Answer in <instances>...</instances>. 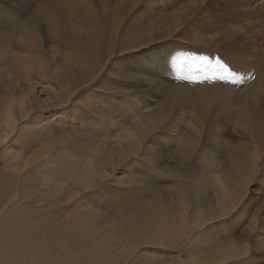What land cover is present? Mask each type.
Returning <instances> with one entry per match:
<instances>
[{
  "label": "bare ground",
  "instance_id": "obj_1",
  "mask_svg": "<svg viewBox=\"0 0 264 264\" xmlns=\"http://www.w3.org/2000/svg\"><path fill=\"white\" fill-rule=\"evenodd\" d=\"M12 1L20 2L21 0H1L2 3H11ZM23 1L27 13L22 15L26 16L27 21L25 24L22 23V27L26 35L17 40L20 43L17 48L19 55L13 61L12 68L19 72V77L22 78L21 83L32 94L36 84L32 83L33 78L39 79L51 75L52 80L62 84L76 73L80 61L83 62L79 65L81 76L90 77L91 81L95 80L103 72L104 66L100 67L97 60L90 61V55L102 47L109 52L102 59L103 65H106L113 57L117 58L112 54L113 50L121 55L127 50H134L133 60L130 59L132 64L128 66V71L136 76L131 83L135 82V87L140 90L139 92L144 94L150 92L152 97L154 95L161 96L163 100L170 103V132L172 133H170V139L167 131L164 136H167V139L170 140L169 143H174V146H185L182 149L180 146L181 161L189 158L192 148L187 145L188 142L182 144V137L187 135L184 125H186V129H197L198 132L205 127L210 129L209 133L212 132L213 137L222 139L225 135L224 126L218 127L220 124L218 118L224 114L225 117L231 116V119L245 133L251 134L254 140L257 141L264 135V119L261 118V122L255 119L253 107L248 102H243V98L251 95H255L257 100L260 95L263 97L264 83H259V92L253 93V84H250L248 79L239 78L241 73L236 70L240 63L248 57L247 62L252 59L261 60V70H264V0H234L220 10L216 8L218 10L212 15L219 23H212L213 26H208L207 31L218 30V37L210 38V42L208 41L209 43L203 46H172L170 48V64L164 61L165 59H161V62L153 60L155 57H151V55L158 48L157 46L150 48V52H142L144 45L146 46L157 39L154 33L157 28H153L154 24L150 23L156 15H160L155 12V0H118L108 12L105 11L103 3L98 0ZM96 1L99 3L97 4ZM20 4L23 5V3H13V8H19ZM135 6L139 8H137L139 14L134 10ZM208 7L213 10L216 5L209 4ZM94 10L101 15H98ZM2 11L4 15H8L5 9L1 10V13ZM39 11H43V15L36 16L35 14ZM132 14V19L124 23L123 20L130 18ZM22 15L18 17H22ZM101 18L105 21V28L102 27ZM77 19L80 20V23ZM202 32L205 31L202 30ZM37 37H40L41 40H37ZM41 41L59 44L65 50L75 51L76 58L72 61L76 66L74 63L68 64L61 61V65H55L51 73L48 68L44 69L42 64H38L35 60L43 53L39 48ZM102 44L104 46H101ZM197 48L205 50H200L202 52L198 54ZM232 51L239 52L237 59L227 58V54ZM248 52L252 56H248ZM59 53L60 51H57L56 55L58 56ZM3 54L0 49V63L7 58ZM213 55L220 59H229V64L233 68V76H235V79L229 77L227 80H216L219 86L215 90L206 87L208 79H205V76H210L208 73L211 70L209 72L207 66L199 60L192 59V57H211ZM216 60L210 61L208 58V61L213 64ZM53 63L55 64V62ZM84 63L87 64L86 67L82 66ZM88 84L81 86L79 81L67 91V97L61 100L59 99L61 95H58L53 89L41 88L46 93V100L41 102L39 98L43 105L42 107L38 106L39 113L40 111L43 113L55 112L56 109L61 111L68 103V98L72 93ZM20 85V83H16L15 89L19 90ZM12 89H5L6 95L4 96L7 98L11 96ZM139 97H132L131 109L135 107L137 112L139 109L147 110L149 108L147 99ZM240 98L242 103H240ZM76 100L79 101V99ZM127 104L125 105L128 106ZM8 107H3L5 110L0 117V264H123V261L125 264L124 256L127 251H134L137 246L141 245L158 246V248L160 246V249L163 250L167 247L172 253H178L182 248V252H189L188 256L196 252L197 259L193 257L190 261L183 263L176 261L175 264H259L258 259L255 258L256 254L252 255V252L249 254L247 248V244L250 242V236L247 233H251L255 228V218L250 217L251 220H249V225H246L245 234L239 232V222L228 225L219 223L220 221L225 222L226 218H229L231 211L239 205L246 194V189L243 190L242 187L252 179L254 166L260 157L259 151L247 156L246 159L252 160L251 167H248L245 160L235 156V150H232L228 156L236 160H231L233 163L229 168V171L233 172V176L228 181L230 185L228 186L224 182L226 179L223 180L215 175L220 188L215 192L213 183L206 184L214 192L213 197H210L208 201H204L196 194H190L188 200H185L182 193L178 192L176 196L178 200L175 204L177 214L172 212L168 214L165 211L159 213L137 211L136 215L131 217L127 215L129 218L124 223L121 222L120 225L113 224L112 220L115 218L112 217H109V221L105 225L106 221H103L100 216H94L92 219L93 209L80 213L78 208L84 205L79 202L81 197H75V192L77 193L76 190H78V193H83L84 190L89 189L105 190L109 172L110 174L116 172L115 161L109 160L110 158L106 160L103 153L95 149V153L90 150V155L84 156V161H80V157L75 156L72 162L69 157L70 153L68 154L67 151L64 152L65 156L62 158L59 153L61 148L60 151L53 154L51 152L41 155V158L40 156L37 158L40 151L32 152L33 154L26 162L34 163L28 164L24 168L25 171L14 172L12 169L27 164L23 162L24 153L32 149L35 144L29 139L21 140L19 134L22 132L18 133L15 129L16 121L21 120L20 118H23L24 114H21L22 111H20L18 115L16 114L18 116L16 119ZM262 110L263 113L264 103ZM147 112L150 111L147 110ZM53 116L49 117L52 118V121L55 120ZM105 122L103 121V124ZM33 123H38V119H34ZM109 123L111 122L109 121ZM134 125L137 126V124ZM103 129H107V127H103ZM124 129L122 136L116 135L117 137L110 141L111 146H116V149L121 152L128 148V151L130 150L127 158L126 156L123 158V163L125 162V165H122L123 169L128 168L126 162L130 160L128 158L131 156L138 160L143 158L151 168L158 167L155 160L156 149L152 145L145 144L147 140L149 142V138L146 135L140 136L132 132L128 127V130L124 131ZM47 130H49V125L45 131ZM148 131L150 132V130ZM196 139L195 135L187 141L197 143ZM124 144H129L130 147L125 149ZM17 147H21L20 150ZM85 153L80 155L83 156ZM97 154L99 155L98 159H103V164L95 161ZM246 154H249V151ZM61 164H63V177L65 178L58 176ZM178 169L177 164L170 167V175L174 180L179 177ZM30 172L31 175H29ZM6 173H11L12 178L4 179ZM11 182H13L14 188L10 187ZM255 204L250 201L243 204L241 210L236 214L237 217L244 218L253 210ZM263 207L264 200L258 209H254V215L258 214ZM126 208L123 210L124 213L128 210ZM214 223L217 224L216 226L222 225L223 228L221 227L220 231L212 236L208 230L212 229L211 226ZM102 225L105 227L102 228ZM111 239H132L135 246L130 245L128 249L117 253L118 246L111 245ZM173 244H179L178 250L170 248V245ZM154 252L158 251L154 250ZM94 254L98 259L93 261L91 258ZM161 261L165 260L161 259Z\"/></svg>",
  "mask_w": 264,
  "mask_h": 264
},
{
  "label": "rangeland",
  "instance_id": "obj_2",
  "mask_svg": "<svg viewBox=\"0 0 264 264\" xmlns=\"http://www.w3.org/2000/svg\"><path fill=\"white\" fill-rule=\"evenodd\" d=\"M98 1L103 3L106 12L110 11L115 6V3L118 2V0ZM233 1L234 0H155V12L156 14L159 13L160 15H156V17H154L153 21L150 23L154 24L153 28H157L154 30L157 39L148 43L146 46L144 45L143 51H141L150 52V48L157 46L158 48L155 49L154 53L151 55V57H155L153 60L161 62V59H165L164 61L169 62L170 64V48L172 46L196 45L197 47L209 43L210 38L215 39L218 37V30L211 32L207 31L208 26H213L212 23H219L216 22L212 14H215L214 12L218 10H216V8H219L220 10V8ZM13 3H23V5L20 4L19 8H13ZM98 3L99 2H97V4ZM140 4L141 2L139 5ZM209 4L216 5V7L211 10L208 7ZM137 8V6L134 7L136 13H138L139 9ZM4 9L6 13L8 12V15H4L3 11L1 13V10ZM95 12L98 13V15H101L99 12ZM26 13V5L23 0L20 2L12 1L11 3H2L0 0V49L3 51V55L7 57L5 61L3 59V62L0 63V117L3 114V110H5V108L8 106V108H10L9 110L11 111L10 113L16 119L18 117V113L22 111L20 113H23L24 117L20 118L21 120L18 119L16 121L17 126L15 131L17 130L18 133L22 132V134H19L21 140L29 139L35 144L32 149L24 153L23 162L27 164L21 165L20 167L12 170L14 172L18 170L25 171L24 168L27 167L28 164L34 163L26 162V160H29L33 153L39 151L40 152L37 155V158H39V156L41 158V155L51 152L53 154L57 151H60L62 148V150L59 152L62 155V158L65 156L64 152L67 151L68 154L70 153L69 157L73 162V157L75 156H79L80 161H84L85 157L90 155V150L94 153L96 152L95 149L100 150L103 153V156H105L106 160L110 158L109 160L115 161L116 172L112 174L109 172V180L105 182L106 185L104 189H106L103 191L99 189H89L84 190L83 193H78V190H76L77 193L75 192V197H81L79 202L81 205H84L81 208H78V210H80V213L82 214L90 211V209H93L94 215L92 219H94V216H100L103 218V221H106V225V223L109 221V217H112L115 218V220H112L113 224L120 225L121 222L124 223L127 218L136 215L137 211H149L150 213H159L165 211L168 214H170V212L177 214L175 204L178 200V197H176L178 192L182 193V196L185 200H188L190 194H196L201 199H204V201H208L210 197H213L214 192L213 190L209 189L206 184L208 182L213 183L215 186V192H217L220 188V184L216 181L215 175H218L223 180L226 179L224 182H226L228 186L230 185L228 181L229 178L233 176V172H230L229 168L233 163L231 160L234 161L235 158L231 159V157L228 155L232 150H235V156L245 160V162L248 164V167H251L252 160L249 161V158L246 159L247 156L259 151L260 157L254 166L255 169L252 179L242 187L243 190L246 189V194L241 199L239 205H237L234 210L231 211L230 215L228 216L229 218H226L227 220L225 222L220 221L219 223H226V225H228L230 223L239 222V232L245 234V229L249 225V220H251L250 217L255 218V228H253L251 233H247L250 236V242H248L247 248L249 249V254H251V252L252 255L256 254L255 258L258 259L259 264H264V207L260 209L258 214L256 213L254 215V209H258L264 200V135H262V137L256 141L253 139L251 134L249 135L245 133L241 127H239L238 124H236L231 119V116L225 117L223 114L219 117L221 114L220 113L218 115V121L220 123L218 127L224 126L225 134L222 139L213 137L212 132H210L211 134L209 133L210 129L208 130L205 127H203L202 130L198 132L197 129H186V125L183 126L187 135L182 137V144L188 142L187 145H190L192 148L189 158L181 161V156L179 155L181 145L177 147L174 146V143H169L170 133H172L170 132V103L166 100H163L161 96L154 95V97H152V93L150 92H148V94L139 92L140 90L135 87V82L133 84L131 83V81L135 80L136 76L128 71V66L132 64L130 59H132L134 55V50H127L122 53V55L113 50L112 54L117 56V58L113 57L106 65H103L102 59L109 52L106 51L104 47H102L99 51L90 55V61L97 60L100 67L104 66L102 68L103 72L100 73V76L95 80L91 81L92 78L89 79L90 77L81 76L82 72L79 69V65H81L83 62L80 61L76 73H74L69 80L64 81L62 84L52 80V76L49 74L48 77H41L42 79H31L32 83H36L34 85V92L32 94L31 91H28L25 85L21 83L22 78L19 77V72L12 68V64H14L13 61L19 55L17 48L20 43L17 40L19 37L26 35V33H24L25 30L22 27V23L25 24L27 21L26 16L22 14ZM43 13V11H39L35 15L40 16L43 15ZM19 15H22V17H18ZM132 17L133 14L130 16V18L124 19L123 22L125 23L129 21L132 19ZM155 19L156 21H154ZM77 21L80 23L79 19H77ZM102 27L105 28V21L103 20ZM202 30L205 32H202ZM37 40L40 41L41 38L37 37ZM200 41H202L204 44ZM60 46L61 45L59 44L46 42L43 43V41L40 42L39 48L43 53L38 57V59L35 60L38 62V64H42L44 69L48 68L50 73L55 65H61V61L64 63L67 62L68 64H73V59L76 58L75 51L68 49L65 50ZM101 46H104V44ZM108 46L110 45L108 44ZM191 48L193 49V47ZM197 49L199 51L198 54H201L202 51L200 50H205L201 48ZM57 51H60L58 56L56 55ZM247 54L248 56H252L250 52ZM238 56L239 52L234 51L227 54V58L230 60L237 59ZM206 57L210 58V61L220 59L214 55L211 57ZM248 58H245L243 62L240 63L239 67L236 68V70L241 73L239 78H243L245 80L248 79V82L250 80L249 83L253 84V93H258L260 89L259 83H264V70H261V60L252 59L251 61L247 62ZM229 59L225 60L224 58H221L220 60L221 62H224L228 65L229 70L232 73L230 78L235 79V76H233L234 73L232 72L233 68L229 64ZM210 61L208 65H205L208 67L209 72L214 66V64ZM53 62H55V64ZM74 66H76L75 63ZM82 66L86 67L87 64L84 63ZM211 72L208 73L210 76L213 74ZM237 78L238 77L236 76V80ZM79 81L81 86L88 83L90 84L75 90L70 96L71 98H68V103L64 106L65 108L63 107L61 111L56 109L55 112L50 111L43 113L40 111L39 113L37 109L38 106H43L40 103L39 98L41 102L42 100H46V93L41 88L46 87L53 89V91H56L58 95H61V97H59L61 100L62 98L67 97V91ZM98 81H100V83H98ZM16 83L21 84L19 90H16L14 87ZM217 84L218 82L215 79H208L206 87L215 90V88H218L217 86H219ZM7 88L12 89L11 93H13L11 96H9L10 98L8 97L9 99L4 96L6 95L5 89ZM62 95L64 96L62 97ZM132 97L146 98L149 104V108L147 110L150 112H147L146 109H139L137 112V109H134V106V108L131 109V105H133L131 101L133 99ZM76 99H79V101ZM60 100L57 99V101ZM86 100L87 103H85ZM256 100L257 97H255V95L243 98V102H248L251 107H253L252 111L254 118L261 122V118L264 119V112L262 113L264 96L262 97V95H260L258 100ZM240 103H242L241 98ZM74 105L75 107H73ZM129 106L130 108H128ZM36 109L37 111H35ZM130 111L131 114H129ZM35 115L39 118H36ZM51 115H54L53 117L55 118L53 119L55 120L52 121V118H49ZM34 119H38V123H33ZM140 120L142 123H140ZM103 121H106V125L103 124ZM109 121L111 123H109ZM134 124H137V126ZM48 125L49 130L45 131ZM103 127H107V129H103ZM123 127H126V130H128V127L132 132H135L140 136L146 135L147 138H149V142L147 140L145 144L152 145L156 149L155 160L156 164L158 163V167L156 166V168H151L148 166V162L143 158L138 160L134 156H131L128 158L130 160L126 162L128 168L123 169L122 165L125 163H123V158L125 156L127 158V156L130 154V150L128 151V147H130V145L124 144V148L126 149L127 147L128 149L121 152L120 150L116 149V146H111L112 144L110 142L113 138L117 137L116 135H123ZM143 127L145 130L142 129ZM148 130H150V132ZM166 131L168 133L169 139H167V136H164ZM195 135L197 136V143L187 141ZM176 137L179 138L177 135ZM22 146H24V144H22ZM20 148L21 147H17L19 150ZM182 148H185V146H181V149ZM82 151L86 152L83 156L80 155L83 153ZM248 151L249 154H246ZM204 153L205 155L203 156ZM98 157L99 155L97 154L95 161L99 164H103V159H98ZM63 164H61V167H59L58 170V176H60L59 178H65L63 177ZM173 164H177L179 166V177L175 180L170 175V167H172ZM10 174L11 173H6L4 179L9 180L12 178ZM31 174L32 173L30 172L29 175ZM11 183L12 184L10 187L14 188L13 182ZM249 201L252 204L256 203L253 210H251L249 214L245 215L244 218L239 219L236 214H238V212L241 210L243 204H246ZM125 208L128 209L126 213L123 212ZM120 214L121 216H119ZM215 223L211 226L212 229L210 228L208 230V233L212 236L216 235L222 227V225L220 226L219 224L216 226L217 224L215 225ZM105 225H102V228H104ZM16 227H19V225H16ZM35 238L38 237L35 236ZM50 241H52V239H50ZM110 244H116L118 246L117 253L123 249H128L130 245L135 246L132 239H111ZM178 247L179 244L170 245V248L176 250H178ZM154 250L158 252H154ZM182 251L183 249L181 248L178 253H172V251H170L167 247L165 250H163L160 249V246L158 248V246L150 247L141 245L137 246V249H134V251H127L126 255L124 256V260L125 264H150V262H152V264H175L176 261H179V263L190 261V259L193 257L197 259L195 255L196 252L188 256L189 252L184 253ZM97 259L98 258L95 254L91 258L93 261ZM161 259L165 261H161Z\"/></svg>",
  "mask_w": 264,
  "mask_h": 264
},
{
  "label": "snow or ice",
  "instance_id": "obj_3",
  "mask_svg": "<svg viewBox=\"0 0 264 264\" xmlns=\"http://www.w3.org/2000/svg\"><path fill=\"white\" fill-rule=\"evenodd\" d=\"M192 59L199 60L204 65L209 64L208 58L206 56L192 57ZM211 70L213 74L211 76H205V79L227 80L232 75L228 65L224 62H221L220 59L215 61V64Z\"/></svg>",
  "mask_w": 264,
  "mask_h": 264
}]
</instances>
